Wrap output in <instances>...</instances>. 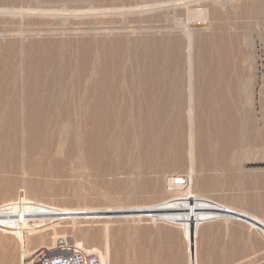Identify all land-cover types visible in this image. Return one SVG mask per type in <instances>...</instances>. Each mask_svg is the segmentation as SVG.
I'll return each mask as SVG.
<instances>
[{"label":"rangeland","instance_id":"1","mask_svg":"<svg viewBox=\"0 0 264 264\" xmlns=\"http://www.w3.org/2000/svg\"><path fill=\"white\" fill-rule=\"evenodd\" d=\"M181 1L0 0V205L19 200L79 212V216L59 220L56 235L51 229L36 235L44 239H36L30 249L40 244L53 246L58 235H71L85 249L95 246L105 251L108 245V264H189L191 252L181 224L130 214L136 208L158 204L161 214L182 216V200L169 201L174 197L171 182L176 175L186 176L188 182L183 186L191 185L198 197L264 219V0ZM195 7L206 8L203 17L192 11ZM187 56L192 59L190 65ZM150 66L162 83L161 90L142 96L137 78ZM103 74L108 75L106 84L113 85L120 83L118 74H125L127 82H121L122 88L131 91L112 92L107 88L96 93L87 89L82 97V92L70 85L75 82L73 78L87 82ZM188 85L191 88H185ZM26 90H30L28 96ZM112 103L119 107L113 108ZM190 103L194 124L191 178L186 158ZM142 106L162 108L170 115L171 130L182 132L180 160L177 152H170L165 159L140 156L139 150L147 143L152 142L154 152L162 145L155 144L157 138L140 136L143 128L137 117L145 111ZM223 112L229 122L226 130L218 123ZM208 120L218 124L209 125ZM115 122L120 126L112 131ZM102 132L105 134L100 135ZM168 139L164 144L171 143ZM213 205H196L198 216L194 220L198 223L193 237L198 264H264V232L237 218L206 216L203 209ZM51 219L41 205L30 209V225H43ZM181 221L191 223L192 219L189 216ZM21 255L17 236L0 230V264H22Z\"/></svg>","mask_w":264,"mask_h":264},{"label":"bare ground","instance_id":"2","mask_svg":"<svg viewBox=\"0 0 264 264\" xmlns=\"http://www.w3.org/2000/svg\"><path fill=\"white\" fill-rule=\"evenodd\" d=\"M6 1V0H5ZM176 1V0H175ZM178 1H180V0H178ZM183 1V0H182ZM181 1V2H182ZM162 2V1H161ZM33 3V2H32ZM185 3H187V2H185ZM188 3H190V2H188ZM3 4V3H2ZM162 5V4H161ZM183 5H184V3H183ZM180 6V5H179ZM119 7V6H118ZM223 7V6H222ZM196 8V10H192L193 12H195V14H196V16H199V17H203V9H206V8H204V7H202L203 9H197V7H195ZM32 9V8H31ZM192 9V8H191ZM1 10V9H0ZM3 10V9H2ZM7 10V9H6ZM6 10H4V11H6ZM49 10V9H48ZM105 11H106V9H104ZM188 10V9H187ZM16 11V10H15ZM53 11V10H52ZM65 11V10H64ZM77 11V10H76ZM191 11V10H190ZM48 12V11H47ZM75 12V11H74ZM186 12H188V11H186ZM61 13H62V11H61ZM72 13V12H71ZM189 13V12H188ZM70 14V13H69ZM180 18V17H179ZM188 18H189V14H188ZM113 20V19H112ZM208 20V19H207ZM187 21V20H186ZM203 22H206V21H203ZM198 24H200V23H198ZM183 25V24H182ZM200 25H203V23L202 24H200ZM38 27V26H37ZM185 27V26H184ZM183 27V28H184ZM192 27H193V25H192ZM201 27V26H200ZM187 28V27H186ZM203 28V27H202ZM206 28V27H205ZM208 28V27H207ZM190 29V28H189ZM131 30V29H130ZM182 30V29H181ZM184 30H186V29H184ZM192 30V29H191ZM187 31V30H186ZM186 31H184V32H186ZM187 32H189L188 34H190V31H187ZM11 36V35H10ZM189 36V35H188ZM188 38V37H187ZM190 39V38H189ZM70 40V39H69ZM155 41V40H154ZM173 41H175V40H173ZM189 41V40H188ZM211 41H213V40H211ZM186 43V45H187V41L185 42ZM204 43V42H203ZM18 44V43H17ZM77 44V43H76ZM189 44V43H188ZM191 44H192V37H191ZM210 44V43H209ZM70 45V44H69ZM204 45V44H203ZM76 46V45H75ZM196 46H197V43H196ZM207 46V45H206ZM46 47V46H45ZM190 47V46H189ZM221 47V46H220ZM75 48V47H74ZM142 49V48H141ZM176 49V48H175ZM187 49H188V46H187ZM192 49V48H191ZM193 49H194V47H193ZM201 49V48H200ZM9 50V49H8ZM72 50V49H71ZM76 50V49H75ZM148 50V49H147ZM167 50V49H166ZM199 50V49H198ZM204 50V49H203ZM151 51V50H150ZM190 51H192V50H190ZM48 52H49V49H48ZM79 52V51H78ZM77 52V53H78ZM188 52V51H187ZM206 52V51H205ZM47 53V52H46ZM10 54V53H9ZM59 54V53H58ZM75 54H76V51H75ZM142 54V53H141ZM49 55H51V54H49ZM61 55V54H60ZM151 55V54H150ZM153 55V54H152ZM151 55V56H152ZM155 55V54H154ZM174 55H176V54H173V56ZM222 55V54H221ZM54 56V55H53ZM77 56V55H76ZM194 56V55H193ZM62 56H60V59L61 60H63L62 58H61ZM188 57V56H187ZM186 57V58H187ZM198 58V57H197ZM222 58V57H221ZM36 59H37V57H36ZM53 59H54V57H53ZM194 59V58H193ZM188 61H186V62H188V64L190 63L189 62V60H190V58L188 57V59H187ZM192 60V59H191ZM190 60V61H191ZM198 60V59H197ZM205 60V59H204ZM209 60V59H208ZM73 61V60H72ZM33 62H35V61H33ZM65 62V61H64ZM74 62H75V60H74ZM196 62V61H195ZM212 62V61H211ZM62 63V62H61ZM70 63V62H69ZM130 63V62H129ZM137 63V62H136ZM221 63H223V62H221ZM64 64H66V63H64ZM72 64V63H71ZM127 64H128V62H127ZM146 64V63H145ZM155 64H157V63H155ZM192 64V63H191ZM219 64V63H218ZM60 65V64H59ZM77 65V64H76ZM153 65V64H152ZM158 65V64H157ZM190 65V64H189ZM217 65V64H216ZM48 66V65H47ZM66 66V65H65ZM133 66V65H132ZM143 66V65H142ZM141 66V67H142ZM155 66V65H154ZM154 66H150V68L151 69H149V70H143L139 75V77L137 78V82L138 83H141L142 84V88L141 89H143V93H142V96H150L151 94H154V92L155 91H157V89L159 88L160 90H161V87L160 86H162V83H159V78H158V76L157 75H155V72L153 71V68H154ZM174 66H176V65H174ZM218 66V65H217ZM216 66V67H217ZM220 66V65H219ZM73 67V66H72ZM138 67V66H137ZM180 67V66H179ZM223 67V66H222ZM63 68H64V65H63ZM63 68H62V70H63ZM67 68V66L65 67V69ZM91 68V67H90ZM135 68H136V66H135ZM168 68V67H167ZM225 68V67H224ZM65 69L63 70L64 72H65ZM70 69V67L68 68V70ZM137 69H139V67L137 68ZM160 69H161V67H160ZM187 69V68H186ZM209 69V68H208ZM77 70V69H76ZM75 69H74V71H76ZM157 70V69H156ZM159 70V69H158ZM194 70V69H193ZM220 70V69H219ZM221 70H222V68H221ZM138 71V70H137ZM162 71V70H161ZM175 71V70H174ZM35 72V71H34ZM40 72V71H39ZM72 72V71H71ZM93 72V71H92ZM163 72V71H162ZM188 72H191V70H189ZM198 72V71H197ZM204 72V71H203ZM221 72V71H220ZM70 73V71H68V74ZM74 73H76V72H74ZM74 73H72V74H74ZM95 73V72H94ZM134 73V72H133ZM171 73H172V71H171ZM193 73V72H192ZM195 73V72H194ZM193 73V74H194ZM226 73V72H225ZM57 74V73H56ZM66 74V73H65ZM71 74V75H72ZM131 74V73H130ZM129 74V75H130ZM164 74V73H163ZM59 75H60V72H59ZM88 75V74H87ZM160 75V74H159ZM198 75V74H197ZM208 75V74H207ZM64 76V75H63ZM70 76V75H69ZM90 77H91V75H89ZM88 76V77H89ZM171 76V75H170ZM55 77V76H54ZM53 77V78H54ZM58 77V76H57ZM61 77H62V74H61ZM71 77H73V75L71 76ZM116 77V76H115ZM127 77H128V75H127ZM191 77V76H190ZM193 77V76H192ZM195 77V76H194ZM196 77H198V76H196ZM23 78V77H22ZM34 78V77H33ZM50 78V77H49ZM66 78V77H65ZM70 78V77H69ZM77 78V77H76ZM75 78V79H76ZM126 76H125V74H118L117 75V81H119L120 83H118L117 82V84L116 85H113V84H106V82L108 81V75H106V74H103V75H100L99 77H97V78H95V77H91V80H90V78H89V82L87 81V79L85 80V81H87V82H84V81H82V80H80L79 78L77 79V80H75L74 78H73V80L75 81V82H73V83H70V85H72L74 88H76L78 91H81L82 92V97L84 96L83 95V91H87V89L89 90V92H96V93H100V92H102V91H104V90H106L107 88H110V90L113 92H121V91H129L130 89H128V88H122V85H121V82L124 80V81H126ZM134 78V77H133ZM136 78V77H135ZM58 79H60V78H58ZM62 79H64V78H62ZM181 79V78H180ZM188 79H190V78H187V80ZM20 80V79H19ZM54 80V79H53ZM69 80V79H68ZM71 80H72V78H71ZM72 80V81H73ZM208 80V79H207ZM212 80V79H211ZM49 81V80H48ZM63 81V80H62ZM66 81V80H65ZM64 81V82H65ZM129 81H130V79H129ZM168 81V80H167ZM167 81H166V83H167ZM223 81V80H222ZM39 82V81H38ZM41 82V81H40ZM43 82V81H42ZM56 82H58V81H56ZM67 82V81H66ZM99 82V83H98ZM127 82V81H126ZM126 82H124V84L126 83ZM161 82V81H160ZM181 82V81H180ZM179 82V83H180ZM185 84H186V82L185 81H183ZM190 82V81H189ZM195 82H197V79H196V81ZM194 82V83H195ZM198 82H199V80H198ZM202 82V81H201ZM228 82V81H227ZM55 83V82H54ZM69 83V82H68ZM68 83H66V84H68ZM129 83V82H128ZM135 83H136V81H135ZM40 84V83H39ZM39 84H38V86H39ZM59 84V83H58ZM61 84H62V82H61ZM60 84V85H61ZM64 84V83H63ZM137 84V83H136ZM135 84V85H136ZM169 84H171V83H169ZM173 84V83H172ZM174 84H175V82H174ZM184 84V85H185ZM189 84V83H188ZM199 84H201V83H199ZM215 84V83H214ZM230 84V83H229ZM40 85H42V84H40ZM121 85V86H120ZM126 85V84H125ZM131 85V84H130ZM195 85H196V83H195ZM194 85V86H195ZM226 85V84H225ZM224 85V86H225ZM69 86V85H68ZM68 86H67V88H66V90H69L68 89ZM128 86V85H127ZM138 86V85H137ZM211 86V85H210ZM25 87H27V86H25ZM44 87V86H43ZM61 87V86H60ZM131 87V86H130ZM136 87V86H135ZM168 87V86H167ZM186 87H189V88H191V86H185V88ZM196 87V86H195ZM28 89H29V87H27ZM26 88V89H27ZM73 88V89H74ZM133 88H134V86H133ZM138 88V87H137ZM165 88V87H164ZM180 88H181V86H180ZM208 88H209V86H208ZM211 88V87H210ZM55 89V88H54ZM72 89V90H73ZM166 89V88H165ZM176 89H178V88H176ZM184 89V88H183ZM182 89V90H183ZM188 89V88H187ZM202 89V88H201ZM205 89H207L206 88V86H205ZM225 89H227L226 88V86H225ZM36 90V89H35ZM71 90V89H70ZM69 90V92L71 93V91ZM76 90V91H77ZM170 90V89H169ZM182 90H181V92H182ZM185 90V89H184ZM189 90V89H188ZM194 90V89H193ZM199 90H200V87H199ZM221 90V89H220ZM25 91V90H24ZM27 91H30V90H26V92ZM131 91V90H130ZM208 91V90H207ZM209 91H210V89H209ZM209 91H208V93H209ZM212 91H213V88H212ZM33 92V91H32ZM57 92V91H56ZM73 92V91H72ZM188 92H190V90L188 91ZM187 92V95H190V93H188ZM216 92V91H215ZM28 93L29 92H27L26 94H27V96H28ZM68 93V92H67ZM95 93V94H96ZM122 93H124V92H122ZM128 93V92H127ZM130 93H132V92H130ZM134 93H135V90H134ZM133 93V94H134ZM167 93V92H166ZM180 93V92H179ZM37 94V93H36ZM69 94V93H68ZM94 94V93H93ZM113 94V93H112ZM116 94V93H115ZM126 94V93H125ZM141 94V93H140ZM173 94V93H172ZM205 94V93H204ZM216 94V93H215ZM31 95V94H30ZM71 95V94H70ZM90 95V94H89ZM99 95V94H98ZM104 95V94H103ZM53 96V95H52ZM69 96V95H68ZM101 96V95H100ZM106 96V95H105ZM117 96H119V95H116V98H117ZM128 96V95H127ZM133 96V95H132ZM131 96V97H132ZM135 96V95H134ZM141 96V95H140ZM138 97V98H141V97ZM170 96V95H169ZM200 96V95H199ZM210 96V95H209ZM216 96V95H215ZM90 97H91V95H90ZM99 97V96H98ZM111 97V96H110ZM130 97V96H129ZM130 97V98H131ZM136 97V96H135ZM157 97V96H156ZM173 97V96H172ZM191 97V96H190ZM190 97H189V100H190ZM211 97V96H210ZM85 98V97H84ZM93 98V97H92ZM95 98V97H94ZM122 98V97H121ZM123 98L125 99V97H124V95H123ZM166 98V97H165ZM70 99V98H69ZM85 99H87V98H85ZM100 99V98H99ZM109 99V98H108ZM114 99V98H113ZM123 99V100H124ZM27 100V99H26ZM76 100V99H75ZM102 100V99H101ZM104 100V99H103ZM115 100V99H114ZM118 101H119V99H117ZM122 100V101H123ZM21 101V100H20ZM19 101V102H20ZM77 101V100H76ZM83 101V100H82ZM89 101H90V99H89ZM92 101V100H91ZM97 101V100H96ZM116 101V100H115ZM121 101V102H122ZM130 101V100H129ZM137 101V100H136ZM136 101H135V104H136ZM214 101V100H213ZM27 102V101H26ZM67 102H69V100L67 101ZM83 102H85V101H83ZM100 102V101H99ZM114 102V101H113ZM117 102V101H116ZM130 102H132V101H130ZM154 102V101H153ZM188 102H190V101H188ZM215 102V101H214ZM88 103V102H87ZM87 103H86V105H87ZM92 103V102H91ZM90 103V104H91ZM95 103V102H94ZM97 103H98V101H97ZM127 103V102H126ZM152 103V102H151ZM206 103V102H205ZM216 103V102H215ZM20 104V103H19ZM29 104V103H28ZM37 104V103H36ZM39 104V103H38ZM74 104V103H73ZM77 104V103H76ZM107 104V103H106ZM109 104V103H108ZM111 104V103H110ZM163 104V103H162ZM169 104V103H168ZM212 104V103H211ZM21 105V104H20ZM23 105H24V103H23ZM94 105H96V103L94 104ZM126 105V104H125ZM125 105H123V106H125ZM190 105V108H189V110H188V114H187V116H188V126H186L187 127V133H188V146H187V149H186V158H187V160H188V163H189V171H188V175H189V177L191 178L192 176H193V174H194V169H193V158H194V149H193V127H192V125H194V124H192V112H191V110H192V108H191V103L189 104ZM214 105V104H213ZM212 105V106H213ZM216 105H217V103H216ZM215 105V106H216ZM2 106V105H1ZM26 106H28V105H26ZM26 106H25V108H26ZM31 106V105H30ZM42 106V105H41ZM93 106V105H92ZM92 106H90V107H92ZM103 106V105H102ZM127 106V105H126ZM129 106H131V104H129ZM137 105H135V107H136ZM153 106V105H152ZM218 106V105H217ZM40 107V106H39ZM75 107H76V105H75ZM87 107V109H88V105L86 106ZM112 107L113 108H117V107H119V105L117 104H115V103H112ZM122 107V106H121ZM138 108L137 109H139V105L137 106ZM143 107V106H142ZM205 107V106H204ZM207 107V106H206ZM24 108V109H25ZM66 108H68V107H66ZM84 108V107H83ZM131 108V107H130ZM208 108V107H207ZM210 108V107H209ZM216 108V107H215ZM222 108V107H221ZM27 109V108H26ZM95 109V108H94ZM122 109H124V108H122ZM126 109V108H125ZM124 109V110H125ZM128 109V108H127ZM127 109H126V112H127ZM133 109V108H132ZM141 109V108H140ZM162 109V108H161ZM161 109H158V108H150V109H147L146 108V106H144L143 108H142V110L144 111V113H143V115H141V114H139V116L137 117V118H139V122H141V125L139 126V127H142L143 128V130H141L140 132H139V134H140V136H142V138H151V139H154V138H157L158 140L157 141H155V144H162L161 145V149L158 147V150H156L157 152H154L153 151V145L151 144L152 142H150V143H145L146 145L145 146H142V148L140 149V147H139V154H140V156L142 155V156H148L149 157V159L150 160H154V159H158V158H164L165 159V156L166 155H168V154H170V152H171V154L172 153H176V155H177V159L178 160H180L181 159V154H180V150H181V148H182V146H181V142L179 141V140H181V133L178 131V132H176V131H172L171 130V124L172 123H170L171 122V119H170V115H167L164 111H162ZM164 109V108H163ZM168 108H166V110H167ZM213 109V108H212ZM83 110V109H82ZM98 110V109H97ZM117 110H120V108L119 109H117ZM129 110V109H128ZM134 110V109H133ZM194 110V109H193ZM215 110V109H214ZM25 111V110H24ZM67 111V110H66ZM84 111V110H83ZM87 111V110H86ZM91 110H89L88 112L89 113H91L90 112ZM92 111H93V109H92ZM132 111V110H131ZM171 111V110H170ZM203 111V110H202ZM209 111V110H208ZM220 111V110H219ZM125 112V113H126ZM134 112V111H133ZM135 112H136V110H135ZM138 112V111H137ZM167 112V111H166ZM176 112H178V111H176ZM175 112V113H176ZM215 112V111H214ZM221 112H222V110H221ZM221 112H219L220 114H221ZM225 112V111H224ZM224 112L222 113V117L221 118H223V119H220V121L218 122L219 123V125H220V127L223 129L224 128V130H226L225 128H228V126H229V122H227L226 121V118H225V114H224ZM226 112H228V111H226ZM225 112V113H226ZM233 112V111H232ZM243 112V111H242ZM4 113V112H3ZM14 113V112H13ZM26 113V112H25ZM42 113V112H41ZM83 113H85L86 114V112H83ZM93 113V112H92ZM218 113V114H219ZM29 114V113H28ZM28 114H26L25 116L26 117H28ZM40 114V113H39ZM65 114H66V112H65ZM84 114V115H85ZM95 114V113H94ZM93 114V115H94ZM109 114V113H108ZM121 114V116H122V114L123 113H120ZM128 115H129V113H127ZM131 114V113H130ZM178 114H180V113H178ZM213 114V113H212ZM227 114V113H226ZM229 114H230V112H229ZM232 114V113H231ZM7 115H9V114H7ZM53 115V114H52ZM74 115V114H73ZM72 115V116H73ZM87 115V114H86ZM91 115V114H90ZM99 115V114H98ZM106 115H107V113H106ZM117 115V114H116ZM115 115V117H117ZM171 115H174V113L173 114H171ZM183 115V114H182ZM203 115V114H202ZM216 115H217V113H216ZM10 116V115H9ZM41 116V115H40ZM76 116V115H75ZM82 116H83V114H82ZM121 116H119V117H121ZM125 116V115H124ZM207 116H208V114H207ZM211 116V115H210ZM215 116V115H214ZM235 116H236V114H235ZM43 117V116H42ZM47 117V116H46ZM88 117V116H87ZM98 117V116H97ZM108 117V116H107ZM126 118H127V116H125ZM131 117V116H130ZM216 117V116H215ZM229 117V116H228ZM237 117V116H236ZM264 117V116H263ZM39 118V117H38ZM41 118V117H40ZM39 118V121L40 120H43L42 118L40 119ZM51 118H52V116H51ZM72 118V117H71ZM83 118V117H82ZM95 118V117H94ZM94 118H92V119H94ZM133 118V117H132ZM172 118V117H171ZM213 118V117H212ZM217 118V117H216ZM234 118V117H233ZM251 118H253V117H251ZM36 119H37V117H36ZM64 119V118H63ZM78 119V118H77ZM84 119V118H83ZM113 119H115V118H113ZM119 119V118H118ZM130 119V118H129ZM175 119V118H174ZM180 119V118H179ZM202 119V118H201ZM205 119V118H204ZM209 119H211V118H209ZM25 120H26V118H25ZM29 120V119H28ZM48 120V119H47ZM53 120V119H52ZM90 120V119H89ZM124 120V119H123ZM197 120V119H196ZM203 120V119H202ZM217 120H219V119H216L215 121H217ZM232 120V119H231ZM253 120V119H252ZM30 121V120H29ZM39 121H38V123H39ZM58 121V120H57ZM65 121V120H64ZM68 121V120H67ZM85 121V120H84ZM95 121H98L97 119H95ZM118 121V120H117ZM116 121V122H117ZM122 121V119L120 120V122ZM125 121H127V122H125V123H128V120L127 119H125ZM132 121H133V119H132ZM214 120H212L211 122H213ZM233 121H235V120H233ZM246 121V120H245ZM251 121V120H250ZM254 121V120H253ZM28 122V121H27ZM114 123L113 124V126H111L112 127V131H114L116 128H117V126H120L119 125V123ZM174 122V121H173ZM176 122H177V119H176ZM180 122V121H179ZM178 122V123H179ZM184 122V121H183ZM42 123V122H41ZM87 123H89V122H87ZM134 123V121L131 123V125ZM208 123H209V120H208ZM217 123V122H216ZM216 123H214V124H212V123H209V125L210 124H212L213 126H215L216 125ZM217 123V124H218ZM239 123V122H238ZM27 124V123H26ZM46 124V122H44V125ZM48 124V123H47ZM67 124V123H66ZM65 124V125H66ZM81 124V123H80ZM83 124V123H82ZM92 124H96V122L95 123H92ZM187 124V123H186ZM202 125H203V123H201ZM232 124V123H231ZM246 124V123H245ZM28 125H29V123H28ZM27 125V127H29ZM41 125V124H40ZM49 125V124H48ZM47 125V126H48ZM64 124H63V126L64 127H66ZM68 125V124H67ZM78 125H79V123H78ZM91 125V124H90ZM126 125H128V124H126ZM144 125V126H143ZM211 125V126H212ZM227 125V126H226ZM256 125V124H255ZM37 126V125H36ZM36 126H35V128H33L34 130L36 129ZM43 126V125H42ZM46 126V125H45ZM44 126V127H45ZM87 126V125H86ZM92 126V125H91ZM110 126V125H109ZM133 126H135V125H133ZM138 126V125H137ZM183 126H184V124H183ZM250 126V125H249ZM26 127V128H27ZM43 127V128H44ZM59 127V126H58ZM80 127V126H79ZM98 127V126H97ZM122 127V126H121ZM218 127V126H217ZM220 127H218V129L220 128ZM26 128H25V130H26ZM32 128V127H31ZM30 128V129H31ZM39 128H41V127H39ZM55 128V127H54ZM53 128V129H54ZM91 128H93V127H91ZM94 128H95V126H94ZM94 128L92 129L93 131H94V133H96L97 135L99 134L98 132H96L95 130H96V128H95V130H94ZM123 128V127H122ZM130 128V127H129ZM134 128V127H133ZM138 128V127H137ZM209 128H210V126H209ZM209 128H208V130H209ZM231 128H233V127H231ZM238 128V127H237ZM258 128V127H257ZM17 129V128H16ZM27 129H29V128H27ZM33 129H32V131H33ZM51 129V128H50ZM50 129H49V131H50ZM53 129H51L52 131H54ZM64 129V128H63ZM86 129V128H85ZM89 129V128H88ZM98 129V128H97ZM136 129V128H135ZM180 129V128H179ZM214 129H215V127H214ZM254 129V128H253ZM261 129V128H260ZM58 130V129H57ZM66 130V129H65ZM80 130V129H79ZM140 130V129H139ZM181 130V129H180ZM183 130V129H182ZM211 130V129H210ZM212 130H213V128H212ZM258 130V129H257ZM16 131V130H15ZM29 131V130H28ZM27 131V132H28ZM31 131V130H30ZM38 131H41V129L39 130L38 129ZM37 131V132H38ZM48 131V132H49ZM51 131V132H52ZM63 131V130H62ZM103 131V130H102ZM117 131V130H116ZM219 131V130H218ZM220 131H221V129H220ZM246 131H248V129L246 130ZM255 131V130H254ZM10 132V131H9ZM26 132V131H25ZM43 132V131H42ZM46 132V131H45ZM48 132H47V134H48ZM50 132V133H51ZM59 132V131H58ZM61 132V131H60ZM88 132V131H87ZM123 132V131H122ZM133 131H131V133H132ZM213 132H214V130H213ZM217 132V131H216ZM216 132H215V134H216ZM233 132V131H232ZM236 132V131H235ZM50 133H49V135H50ZM57 133V132H56ZM64 133V132H63ZM62 133V134H63ZM124 133V132H123ZM206 133V132H205ZM263 133H264V131H263ZM10 134V133H9ZM59 134V133H58ZM84 134H86V133H84ZM91 134V133H90ZM95 134V135H96ZM103 134V132L102 133H100V135H102ZM105 134V133H104ZM103 134V135H104ZM115 134V133H114ZM126 134V133H125ZM218 134V133H217ZM220 134V133H219ZM244 134V133H243ZM256 134V133H255ZM2 135V134H1ZM32 135H33V133H32ZM32 135H30V136H32ZM36 135V134H35ZM34 135V136H35ZM39 135H41V133L40 134H38V136ZM46 135V134H45ZM52 135V134H51ZM83 135V134H82ZM94 134H92V136H93ZM132 135V134H131ZM135 135H137V133L135 134ZM157 135H159L160 137H163V138H161V139H159L158 137H157ZM234 135V134H233ZM232 135V136H233ZM53 136V135H52ZM55 136V135H54ZM60 136V135H59ZM74 136V135H73ZM91 136V135H90ZM90 136H88L89 138H90ZM99 136V135H98ZM97 136V137H98ZM112 136V135H111ZM130 136V135H129ZM213 136H214V134H213ZM213 136L211 137V138H213ZM217 136V138H219L218 137V135H216ZM220 136V135H219ZM236 136V135H235ZM110 137V136H109ZM117 137V136H116ZM136 137V136H135ZM171 138V143L170 142H168L167 144H164V139L166 140V139H168V138ZM183 137V136H182ZM247 137V136H246ZM264 137V136H263ZM262 137V138H263ZM45 138H47V137H45ZM45 138H43L42 140H44L45 141ZM60 138V137H59ZM71 138V137H70ZM77 138H79V137H77ZM86 138V137H85ZM106 138V137H105ZM122 138V137H121ZM222 138H224V137H222ZM259 138V137H258ZM36 139V138H35ZM80 139V138H79ZM91 139H92V137H91ZM96 139H99V138H96ZM140 139V138H139ZM208 139H210V138H208ZM214 139H215V136H214ZM245 139H247V138H245ZM260 139V138H259ZM34 140V139H33ZM60 140V139H59ZM89 140V139H88ZM93 140V139H92ZM112 140V139H111ZM110 140V141H111ZM147 140V139H146ZM169 140V139H168ZM212 140V139H211ZM219 140V139H218ZM72 141V140H71ZM86 141H87V139H86ZM103 141V140H102ZM101 141V142H102ZM106 141V140H105ZM151 141V140H150ZM233 141V140H232ZM245 141V140H244ZM259 141V140H258ZM34 142V141H33ZM46 142V141H45ZM77 142V141H76ZM97 142H99L98 140L96 141V143ZM112 142V141H111ZM121 142V141H120ZM142 142V141H141ZM149 142V141H148ZM158 142V143H157ZM175 142V143H174ZM214 142V141H213ZM246 142V141H245ZM260 143H261V141H259ZM258 142V143H259ZM89 143V142H88ZM93 143V142H92ZM96 143H94V144H92V145H95L96 146V148L98 147L97 146V144ZM103 143V142H102ZM107 143V142H106ZM174 143V144H173ZM209 143V142H208ZM78 144V143H77ZM90 144H91V142H90ZM89 144V145H90ZM118 144H119V140H118ZM183 144V143H182ZM228 144V143H227ZM73 145V144H72ZM99 145V144H98ZM104 145V144H103ZM144 145V144H143ZM166 145V146H165ZM214 145V144H213ZM86 146V145H85ZM101 146V145H100ZM150 146V147H149ZM156 146V145H155ZM160 146V145H159ZM168 146V147H167ZM89 147V146H88ZM87 147V148H88ZM112 147V146H111ZM114 147V146H113ZM184 147V146H183ZM9 148V147H8ZM90 148V147H89ZM92 148V150H93V147H91ZM101 148V147H100ZM14 149V148H13ZM98 149V148H97ZM156 149V148H155ZM90 150V149H89ZM96 150V149H95ZM125 150V149H124ZM28 151V150H27ZM97 151V150H96ZM99 151V150H98ZM103 151V150H102ZM101 151V152H102ZM84 152V151H83ZM100 152V151H99ZM99 152H97L96 153V155L98 156V153ZM215 152V151H214ZM13 153V152H12ZM80 153V152H79ZM78 153V154H79ZM86 153V152H85ZM91 153V152H90ZM94 154H95V152H93ZM92 153V154H93ZM185 154V153H184ZM205 154V153H204ZM62 155V154H61ZM100 155V154H99ZM127 155H128V153H127ZM126 155V156H127ZM206 155V154H205ZM204 155V156H205ZM100 157V156H99ZM8 158V157H7ZM176 158V157H175ZM4 159V158H3ZM93 160L95 159V158H92ZM12 160V159H11ZM101 160V159H100ZM138 160V159H137ZM145 160V159H144ZM3 161V160H2ZM128 161V160H127ZM9 162V161H8ZM10 162H12V161H10ZM90 162V161H89ZM94 162H96V161H94ZM108 162V161H107ZM96 164H97V162H96ZM99 164H97V166H98ZM15 166H16V164H15ZM22 166V165H21ZM103 167V166H102ZM150 167H152V166H150ZM90 168V167H89ZM97 168V167H96ZM19 170V169H18ZM3 171V170H2ZM177 176V175H176ZM172 181H173V179H172ZM5 182V181H4ZM183 185H185V184H182V185H176V186H174V188H173V194H174V197H172V199H170L169 201H171V200H182V216H180V217H177V218H169V217H167V216H165V215H163V214H161V212L159 211V205L157 204V205H145V206H142V207H139V208H136L137 210H134V212H130V214H133V215H143V216H152V217H154L155 219L156 218H163V219H172L173 221H176V223H178V224H181L182 225V227H183V229H184V232H185V235H186V239L188 240V248H189V251L188 252H191V256L190 257H188V259H189V264H198V262H197V258H196V251H195V248H196V243H195V240H194V237H193V231L195 230V227H196V224L198 223V221L197 220H194V218L195 219H197V216H198V214H197V211H196V205L198 204V203H200V202H210V203H212V204H214L212 207L211 206H209V207H207V208H204L203 209V211H205V215L206 216H212V217H214L219 211V209L218 208H216V204H220V203H218V202H216V201H213V200H209L208 198H205V197H198L197 196V194H195L194 193V191H192V188H191V185L190 186H188V187H184ZM173 186V185H172ZM22 200V199H21ZM216 203V204H215ZM41 205L42 207H44V208H46L49 212H50V214H51V216H52V219L50 220V221H48L47 223H45V224H43V225H39V226H33V225H30L31 223H30V221H29V218H30V209L34 206V205ZM36 204H31L29 201H10V202H6V203H4V204H2V205H0V230L2 231V232H7V233H10V234H15L16 236H17V238L19 239V241H20V245H21V248H22V255H21V261H22V264H30V257H32V254H33V252H34V250H32V249H30L31 247V245H32V243H34L35 242V240L36 239H39L40 241H42V239H44V237L43 236H37L38 238H35V236L36 235H38L39 233H44V231L45 230H53V232H54V234L56 235L57 233H56V228L57 227H59V224H60V222L61 221H59V220H61V219H64L65 217L67 218V217H75V216H79V214H77V213H79V212H76L75 210H71V209H69V208H67V207H59V206H52V205H50V206H46V205H44V204H42V203H36ZM230 209H232V210H234L235 212H237L238 213V216H235V218H237V219H240V220H243V221H245V222H247V223H249L251 226H253V227H255V228H258V229H261L263 232H264V219H261L260 217H257V216H255V215H253V214H250V213H248V212H246V211H243V210H239V209H237V208H233V207H231ZM75 211V212H74ZM160 213V214H159ZM153 214V215H152ZM191 217V219H192V221H191V223L190 222H188V221H181V220H183V219H187L188 217ZM235 218H233V219H235ZM73 227V229L75 228V226H72ZM105 227V226H104ZM104 230H105V232H106V230H107V227H106V229L104 228ZM104 232V233H105ZM108 233V232H107ZM54 234H52V235H54ZM46 235V234H45ZM62 235V234H61ZM84 235H86L87 237L89 236V237H91L92 238V236L91 235H89L88 233H84ZM59 236V235H58ZM106 236V235H105ZM90 238V239H91ZM105 239H106V237H105ZM37 241V240H36ZM54 243V242H53ZM78 243L79 244H81L82 246H83V243L82 242H80V241H78ZM51 244H52V242H51ZM53 245V244H52ZM106 246V245H105ZM108 246V245H107ZM107 246H106V249H105V251H101L100 249H98L97 247H95V246H91L89 249L88 248H86V250H88V251H90V252H93V253H96L99 257H100V259L102 260V263L103 264H108V258H109V255H108V251H107ZM40 247H45V245H43V244H40ZM47 248H51L52 246L50 245V246H46ZM38 248V247H37ZM189 254V253H188ZM146 263V262H145ZM153 264V263H152Z\"/></svg>","mask_w":264,"mask_h":264},{"label":"built area","instance_id":"3","mask_svg":"<svg viewBox=\"0 0 264 264\" xmlns=\"http://www.w3.org/2000/svg\"><path fill=\"white\" fill-rule=\"evenodd\" d=\"M171 184L173 186L186 184V176H174ZM216 204V203H215ZM219 212L214 216L217 219H233L238 216L234 210L216 204ZM30 264H103L100 257L93 252L83 248L71 235L57 236L51 248L38 247L30 257Z\"/></svg>","mask_w":264,"mask_h":264}]
</instances>
